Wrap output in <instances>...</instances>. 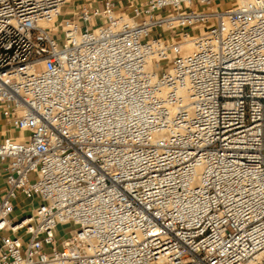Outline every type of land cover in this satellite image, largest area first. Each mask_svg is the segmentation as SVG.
I'll use <instances>...</instances> for the list:
<instances>
[{
    "label": "built area",
    "instance_id": "built-area-1",
    "mask_svg": "<svg viewBox=\"0 0 264 264\" xmlns=\"http://www.w3.org/2000/svg\"><path fill=\"white\" fill-rule=\"evenodd\" d=\"M69 1L0 0V264H264V0Z\"/></svg>",
    "mask_w": 264,
    "mask_h": 264
},
{
    "label": "crops",
    "instance_id": "crops-1",
    "mask_svg": "<svg viewBox=\"0 0 264 264\" xmlns=\"http://www.w3.org/2000/svg\"><path fill=\"white\" fill-rule=\"evenodd\" d=\"M144 0H117L116 6L121 10H129V4L131 3H139ZM223 5H228L235 0H231V2L228 3L227 0H218ZM82 4H90V5H100L99 0H70L67 6L65 7V10H68L70 8H73L74 6L82 5ZM1 122V120H0Z\"/></svg>",
    "mask_w": 264,
    "mask_h": 264
},
{
    "label": "rangeland",
    "instance_id": "rangeland-1",
    "mask_svg": "<svg viewBox=\"0 0 264 264\" xmlns=\"http://www.w3.org/2000/svg\"><path fill=\"white\" fill-rule=\"evenodd\" d=\"M228 3L231 2V0H227ZM39 68V66H37V69ZM69 227H72L70 224H67V225H59L58 226V233H57V237H65L66 236V230L69 228Z\"/></svg>",
    "mask_w": 264,
    "mask_h": 264
},
{
    "label": "bare ground",
    "instance_id": "bare-ground-1",
    "mask_svg": "<svg viewBox=\"0 0 264 264\" xmlns=\"http://www.w3.org/2000/svg\"><path fill=\"white\" fill-rule=\"evenodd\" d=\"M239 1H241V0H239ZM26 135H27L26 131H17V132H15V136L24 137Z\"/></svg>",
    "mask_w": 264,
    "mask_h": 264
}]
</instances>
